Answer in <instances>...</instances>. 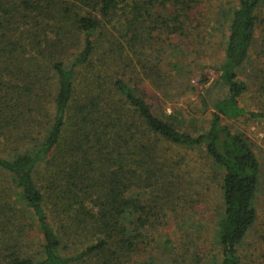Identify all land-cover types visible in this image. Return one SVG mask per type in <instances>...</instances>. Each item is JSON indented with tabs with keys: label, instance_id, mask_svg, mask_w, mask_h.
<instances>
[{
	"label": "trees",
	"instance_id": "1",
	"mask_svg": "<svg viewBox=\"0 0 264 264\" xmlns=\"http://www.w3.org/2000/svg\"><path fill=\"white\" fill-rule=\"evenodd\" d=\"M196 1L0 0V264H172L139 254L203 183L180 156L193 150L220 175L218 264L241 263L260 163L224 120L264 117L241 104L240 77L256 41L264 53V0L224 15V94L191 133L154 91L172 82L166 42Z\"/></svg>",
	"mask_w": 264,
	"mask_h": 264
},
{
	"label": "rangeland",
	"instance_id": "2",
	"mask_svg": "<svg viewBox=\"0 0 264 264\" xmlns=\"http://www.w3.org/2000/svg\"><path fill=\"white\" fill-rule=\"evenodd\" d=\"M237 3L238 0H197L189 10L192 18L185 24L183 34L171 35L166 42L169 46L163 57L164 68L172 82L166 93L154 91V102L162 115L178 121L176 125L182 131L192 133L205 128L213 109L211 103L224 94L217 84V68L224 56L227 36L224 15ZM259 46L256 41L250 59L240 71V77L248 84L241 104L249 111L264 112V53ZM148 91L152 94L151 89ZM224 122L232 131L247 137L260 163L254 201L257 218L238 254L240 264H264V117L243 116ZM180 156L186 157L191 174L197 176L201 171L203 183L189 191L185 201L170 206L159 231V244L154 242L153 248H146L148 255L144 248L140 249L139 255L168 257L172 264H218L222 257L217 238L222 205L220 175L213 178L215 169L201 151H182ZM167 238L171 244L166 243Z\"/></svg>",
	"mask_w": 264,
	"mask_h": 264
}]
</instances>
